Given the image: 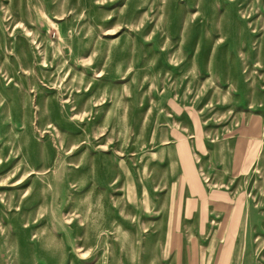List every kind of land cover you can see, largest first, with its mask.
Listing matches in <instances>:
<instances>
[{"label":"rangeland","instance_id":"1","mask_svg":"<svg viewBox=\"0 0 264 264\" xmlns=\"http://www.w3.org/2000/svg\"><path fill=\"white\" fill-rule=\"evenodd\" d=\"M0 264H264V0H0Z\"/></svg>","mask_w":264,"mask_h":264}]
</instances>
